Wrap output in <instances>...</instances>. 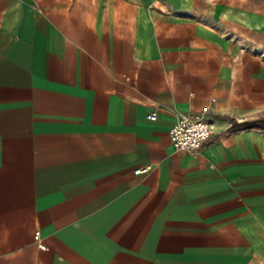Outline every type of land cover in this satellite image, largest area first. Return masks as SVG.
<instances>
[{"label":"crops","instance_id":"1","mask_svg":"<svg viewBox=\"0 0 264 264\" xmlns=\"http://www.w3.org/2000/svg\"><path fill=\"white\" fill-rule=\"evenodd\" d=\"M261 118L264 0H0V264H264Z\"/></svg>","mask_w":264,"mask_h":264},{"label":"built area","instance_id":"2","mask_svg":"<svg viewBox=\"0 0 264 264\" xmlns=\"http://www.w3.org/2000/svg\"><path fill=\"white\" fill-rule=\"evenodd\" d=\"M150 119H156L157 113L148 114ZM212 133L211 124L208 119L197 116H182L170 129V138L177 150L186 152H197L210 139ZM150 164H142L135 168L136 173H145L151 169ZM40 230L34 234L39 246L46 247L40 239Z\"/></svg>","mask_w":264,"mask_h":264},{"label":"trees","instance_id":"3","mask_svg":"<svg viewBox=\"0 0 264 264\" xmlns=\"http://www.w3.org/2000/svg\"><path fill=\"white\" fill-rule=\"evenodd\" d=\"M245 127H264V118L257 119L254 121H247L243 123Z\"/></svg>","mask_w":264,"mask_h":264}]
</instances>
